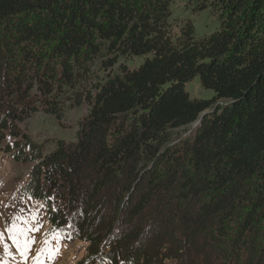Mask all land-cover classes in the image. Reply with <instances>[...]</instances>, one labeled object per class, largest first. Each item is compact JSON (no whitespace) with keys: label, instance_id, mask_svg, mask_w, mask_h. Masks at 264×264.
<instances>
[{"label":"trees","instance_id":"16d2710c","mask_svg":"<svg viewBox=\"0 0 264 264\" xmlns=\"http://www.w3.org/2000/svg\"><path fill=\"white\" fill-rule=\"evenodd\" d=\"M174 1L217 29L172 39ZM102 52L104 78L86 88ZM194 78L210 99L189 97ZM67 102L89 107L76 141L42 155L18 125L59 120ZM7 140L32 165L23 192L46 236L86 245L77 264H264V0H0Z\"/></svg>","mask_w":264,"mask_h":264},{"label":"rangeland","instance_id":"374dc122","mask_svg":"<svg viewBox=\"0 0 264 264\" xmlns=\"http://www.w3.org/2000/svg\"><path fill=\"white\" fill-rule=\"evenodd\" d=\"M169 14L172 39L179 36L180 28L187 23L194 26L197 39L209 35L218 27L212 15L206 11L193 13L190 7L181 1L172 2ZM101 55L102 61L95 60L90 65L91 79L87 81L86 88L94 81L101 82L104 78L105 72L102 71V64L105 62L106 54L102 52ZM143 60L144 57L120 59L111 72L117 73L120 63L130 70L135 69ZM186 92L191 99H210L212 96L211 92H206L201 88L197 78L186 85ZM88 108L86 103L75 107L67 102L59 120L52 115L36 112L18 126L31 143L41 148L42 155H46L53 152L59 142L71 144L76 141L75 134ZM195 125L191 124L170 131L171 140L168 146L171 147L192 137ZM8 142V140L4 141L0 145V264H77L84 260L85 244L77 241L62 243L58 239L46 236L48 225L40 202L28 199L23 192L32 165L14 161L4 149ZM13 223L19 229L39 228L38 231L26 232V237L33 242L25 256L21 255V250L17 248L12 239L15 233L9 231ZM46 238L49 241L47 245H45ZM167 264L175 263L168 262Z\"/></svg>","mask_w":264,"mask_h":264},{"label":"snow or ice","instance_id":"6c2138e0","mask_svg":"<svg viewBox=\"0 0 264 264\" xmlns=\"http://www.w3.org/2000/svg\"><path fill=\"white\" fill-rule=\"evenodd\" d=\"M35 219V217H33ZM27 224V221H25ZM39 228L35 229H19L17 228L16 224L13 223L12 227L9 229V231L14 232L15 234L12 236V239L14 243L16 244L17 248L21 250V255L25 256V253H27L30 250V245L33 241L28 239L26 237V232L28 231H38ZM49 235H52L54 239H59V237L54 233H49ZM23 238V239H21ZM49 241L47 238L45 239V245H47ZM26 258V257H25Z\"/></svg>","mask_w":264,"mask_h":264}]
</instances>
